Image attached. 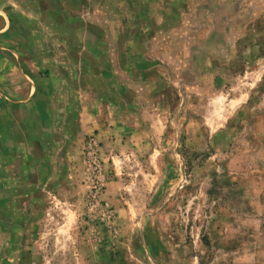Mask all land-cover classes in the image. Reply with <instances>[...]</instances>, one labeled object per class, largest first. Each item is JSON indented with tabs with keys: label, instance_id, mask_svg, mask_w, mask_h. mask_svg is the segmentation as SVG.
<instances>
[{
	"label": "rangeland",
	"instance_id": "rangeland-1",
	"mask_svg": "<svg viewBox=\"0 0 264 264\" xmlns=\"http://www.w3.org/2000/svg\"><path fill=\"white\" fill-rule=\"evenodd\" d=\"M73 3L86 55L26 65L54 68L72 104L10 138L26 183L18 214L2 210L0 186V264H264V0ZM17 28L0 35V82L22 62L8 54ZM86 86L100 103L82 104ZM17 146L0 148V178Z\"/></svg>",
	"mask_w": 264,
	"mask_h": 264
},
{
	"label": "crops",
	"instance_id": "crops-1",
	"mask_svg": "<svg viewBox=\"0 0 264 264\" xmlns=\"http://www.w3.org/2000/svg\"><path fill=\"white\" fill-rule=\"evenodd\" d=\"M96 1L97 11H101L102 7L104 8L105 0ZM79 3L81 5V1ZM81 8L82 6L77 11L78 15L74 16L73 0H0V20L5 24L4 27L0 29V35L5 34V29L10 26V21L13 20L19 30L18 34L20 36L17 35L22 41L21 49L18 48L15 55L8 52V54L13 57L14 63L15 60L19 62L20 57L22 62L15 64L17 69L12 70L10 74V70L7 69V76H3L0 82V112H2L0 116V148L2 155L9 154V151L3 147L4 144L12 143L14 145L13 150H15V146L19 144V142L16 143L14 140L10 141V138L14 139V137H18L20 133L27 135L30 131H33V129H36L38 132L46 131L48 122L54 119L52 113L48 112V106L59 105V107H69L70 109V105L72 104V98L70 97V94H72L70 92L71 87L64 86L62 91L60 80L57 82L54 80L56 77L54 68L46 67L44 70H37L30 66L26 67V65L40 56L49 57L48 64H55L54 59L58 55L56 50L64 52L68 57L72 55H86V47L82 45V42H87V28H89V24L88 17L85 16L83 10H80ZM53 10L59 11L57 15L59 17L55 16L56 12L54 15L52 14ZM97 20L98 22L104 21V11L101 14L98 13ZM77 21L78 23H75ZM78 25H80V29L84 28L85 32L82 33L79 38H76L80 42V47H78V45L75 47L73 45V43L76 42V40H74V27ZM8 30L10 31V28ZM129 37H131V35ZM101 38L100 33H98L94 39L97 56H104L106 51V40ZM35 41L40 42L41 45H36ZM53 41L63 42V45L61 43L58 47H51V42ZM24 42L26 43L24 44ZM42 42H44V44ZM77 43L78 42L75 44ZM112 51L111 55L115 57L127 56L131 58L133 55L131 52L122 54L116 49ZM144 55L145 53H142V56ZM20 63L22 66H20ZM54 67H56V65H54ZM134 67H136V64H134ZM64 68L67 69L65 71L71 70L67 68V66H64ZM98 69L99 67L97 71H99ZM85 70L86 68H82L80 72H84ZM121 72L126 73L127 71L122 68ZM12 73H16L17 75L13 77L11 75ZM88 82L89 81L85 80L84 84ZM92 88L96 90L90 94V89L86 86V91L84 90L81 94L82 104L83 99L87 104L89 103V99L97 103L101 102L99 101L101 95L97 92V90L100 89L98 86H93ZM95 93H97L96 97L94 95ZM11 98L17 99L12 100ZM16 105L17 109L15 112L13 107ZM34 107L38 109L34 111L35 113H31ZM82 118L83 114H81V119ZM60 119L66 122L68 117L66 114L62 113ZM26 122H36V126L32 129L30 126H26ZM32 134H34V132H32ZM38 143H41L40 140H38ZM22 150V146L18 145L16 147V155L14 153L10 157L8 156L3 162L6 163V165H2L0 178V186L2 189L1 200L4 201L2 210L9 214L15 205L18 206L15 211L20 210L24 200V193L21 187H19L21 183H26L21 173L22 166L19 162ZM5 168L7 169L6 172ZM19 212L20 211H18L17 214ZM6 225H10V221H8V219H2L1 226L5 227Z\"/></svg>",
	"mask_w": 264,
	"mask_h": 264
}]
</instances>
